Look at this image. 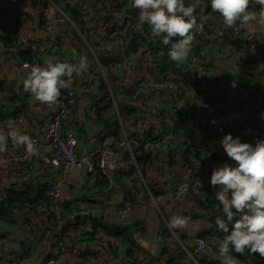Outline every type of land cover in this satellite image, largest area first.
<instances>
[{"label": "built area", "instance_id": "obj_1", "mask_svg": "<svg viewBox=\"0 0 264 264\" xmlns=\"http://www.w3.org/2000/svg\"><path fill=\"white\" fill-rule=\"evenodd\" d=\"M17 1L19 0H0L1 28L5 34L15 38L18 44L17 48H14L15 54L19 50H24L37 56L38 60L43 56L50 57L53 60L58 55L60 48L58 38L63 33L68 38L78 37L89 57L86 58V69L79 75L73 74L70 87L60 90V96L54 104L49 105L50 112L39 125L37 133L30 136L35 141L38 154H29L24 146H22L20 152L0 151V168L7 166L9 177L12 179H16L26 171L32 170L33 165H45L58 173V176L50 182L47 191L50 200L49 206H37L31 209L26 207L25 210L14 209L9 218L10 221L14 222L24 216H35L36 213H39L45 218L57 219V225L68 218L70 225L76 226L79 220H76L75 217L79 213L74 210H64L61 203V193L66 179L80 174L90 175L99 172L107 180V187L104 192L113 187V181L118 176V151L100 142L92 148H83L78 142L77 135L68 133L64 129L75 112V99L91 92L98 93L89 85L87 74L93 63L100 68V61L96 56L100 49L113 52L112 58L116 63L115 72L118 75L117 82L120 83L122 89L128 92L136 90L139 95L136 100L137 103L131 102L133 108L130 110L129 115L122 114L121 116L115 102L117 96L112 93L110 84L106 81L109 100L112 102L111 114L118 125L121 137L117 149L125 147L130 162V166L127 168V172L131 173L129 186L132 185L131 180L136 178L142 190L149 196L154 208L162 217V211L167 210L173 201L185 196L187 193H193L198 199L203 200L202 203L205 207H208L202 190L210 187L214 195L216 193V189L209 184L213 167L224 162L230 164V159L226 157L218 143V140L225 134L220 129V124L226 120V111L229 108V103L223 95L225 86L234 87L235 89H249L251 97L243 104V111L247 115H252L253 110H259L264 116V106L255 100V96L258 95L259 91L258 87L261 85L258 76L264 72V59L248 71V74L252 75L255 81L246 78L240 84L238 79L245 76L243 75L241 61L237 54L224 48L223 39L225 36H229L247 42V54L249 56L254 55L259 48L258 46L264 44V39L258 34L250 39L243 28L240 31H236L235 28H218L214 26L206 28L202 23H197V28L192 30L194 34L193 46L201 45L202 47L198 54H189L188 59L185 61L184 70H191L193 82L189 87H184L182 84L170 79H158L161 65L150 51L141 49L127 53V41L121 36L122 27L120 26L124 25L130 18L125 11L131 8L132 0H102L103 12L99 15L100 17L105 16L106 8H110L118 15L117 19L110 21L98 30L92 37V41H90L88 33L80 29L78 22L73 19L69 9L77 11L79 21L83 24L90 23L97 14L94 0H60L61 2L40 0L42 6L35 11L33 20L37 25L41 21L43 22V30L48 36L47 40H33L21 33L20 24L11 10V5ZM248 8L249 10L256 9L260 11L264 8V0H249ZM237 26L239 27V25ZM211 35L219 39L218 41L223 47L220 48L226 53L229 63V77L227 80L222 79L220 76H215L210 80L204 71L202 57L207 53ZM64 61H68V59L64 57ZM33 64L39 63L36 59L20 61V68L28 71L27 66ZM163 89L169 91L168 97L164 94ZM4 95L5 91L0 88V106L4 103ZM165 101L169 103V107H167ZM33 110L41 111V107L38 104L33 105ZM165 110H169L171 115H181L191 125L202 127L208 134V139L204 145L174 153L173 159L175 162L168 161L170 147L160 135L161 115ZM257 116L253 115L252 117ZM21 122L22 118L18 117L15 120L18 125ZM128 126L131 128L130 130ZM103 138L106 140L108 136L105 134ZM241 138L244 141L264 139V128L260 129L242 124ZM212 153L215 154V157L211 156ZM34 156L37 159L31 165L29 158ZM198 163L199 166L196 167ZM154 168L162 170L165 183L161 184L153 194L148 188V182ZM176 172L185 174V177L175 184H170V179ZM154 196L161 199L159 205L154 201ZM140 203L141 196L137 193L133 201L126 202L122 207L116 208L115 213L119 218H125L128 214L134 212L140 206ZM217 215H222L218 202L215 203V211L208 217L198 218L194 213H187L184 218L191 227L197 228L200 226L205 229L204 232L209 233L217 229L214 222ZM170 232L177 240L176 234L172 230ZM200 232L201 230L195 231L185 242H179L180 247L187 253L188 244H191L196 252L206 254L214 264H220L216 258L220 241L214 236H201ZM162 236L163 229L160 227L154 235V240L157 243L156 253L152 256L154 261H164ZM201 241H203V245H201ZM105 247L106 243L103 241L98 247L94 244L87 245L85 252L79 244L59 243L54 253L47 257L43 264H64L66 255L69 253L78 257V264H119L122 257L109 258L104 251ZM118 248L122 253V247ZM100 249L103 251L101 252ZM256 255L260 262L264 261V258L260 257L258 253ZM106 257L109 259L108 261ZM0 258L3 262L4 256L1 251ZM3 263L5 264V262ZM15 264L23 263L16 262ZM238 264L240 263L238 262Z\"/></svg>", "mask_w": 264, "mask_h": 264}, {"label": "crops", "instance_id": "obj_2", "mask_svg": "<svg viewBox=\"0 0 264 264\" xmlns=\"http://www.w3.org/2000/svg\"><path fill=\"white\" fill-rule=\"evenodd\" d=\"M186 4L194 6V11H199L198 14L202 15L201 18H207V16L203 14L204 5L202 0H186ZM41 6L42 2L40 0H19L11 5V10H13V14L20 24L21 33L33 40L48 39V36L43 30V25L39 26L33 20L35 11L38 10ZM50 12L52 13V11ZM256 14L257 16H259V12H257ZM97 32L98 29H94L91 33L88 34L90 41H92V37ZM0 33L4 34L2 29H0ZM256 34L260 35L264 39V27L258 28ZM65 40V44L63 45L64 55L67 51L73 50L72 44H74L75 46L83 49L84 60L89 57L82 44H78L68 38ZM218 40L219 39L214 35L210 36L207 53L205 54L204 64L205 62L207 64L208 62H211L213 64V68L210 72V77L212 78L207 76V78L210 80L215 76H220L224 80V77H229V63L227 60V56L225 51H223L220 46H218ZM258 47L259 48L255 51L254 54L258 58L264 59V44ZM12 48L6 49L4 44L0 43V81H3L15 92L19 93L20 97L28 105V108L23 109L21 115L19 116V118H22V122L19 125L14 122L13 125L19 126L23 132H25L29 136H32L37 133L39 125L42 123L46 115L50 112V109L48 104H42L41 102L34 100L32 98V95L23 88V79L28 71L26 69L20 68V61L16 57L14 49ZM107 53V50L100 49L96 54L97 59L100 61V58L104 54L107 55ZM71 58L72 63H76L77 57L75 55H72ZM48 60L52 59L45 56L39 58V62L41 65H44ZM95 66L97 65L93 63L91 64L90 68H101ZM116 76L118 79L117 74ZM258 77L261 81V85H259L258 87L259 91L258 95L255 96V100L256 102L260 101L262 106H264V72ZM103 78L105 80V83L106 81H108L111 85H119L121 87L120 83L117 82V79L111 81L109 79H106L105 77ZM223 95L229 103V108H227L228 110L226 111V120L222 121L220 124V129L224 133H226L229 129L236 127L237 125L240 126L241 124L249 125L251 127H258L260 129L264 128V116L261 114V111L253 110L252 115H247L243 111V104L246 103L251 97L249 89H235L234 87L232 88L230 86H225ZM19 104L20 103H16L13 105V107L15 108ZM36 104L41 107V111L33 110V105ZM75 107V112L71 120H68L64 129L68 133L76 134L78 142L83 148L86 149L96 146L98 142L101 143V140L104 144L109 143V138L106 140L105 138L102 139L103 135L106 134V130L103 129L101 125H98L94 122L95 116L93 114V111H90L89 109L88 98L77 97L75 101ZM253 115L258 116L252 117ZM8 128L9 126L7 127V129L3 126H0V131L6 132ZM128 129L130 130L131 128L128 126ZM248 141L249 143H255L256 140ZM21 149L22 146H14L9 140L4 150L12 153V151L20 152ZM36 159V156L30 157L29 163L33 165L36 162ZM232 163L233 162L230 160V164ZM129 166L130 162L124 161V159H122V156H120L117 165V177H119V180L115 184V187H113V189L106 194H103L99 189L97 183L95 182V175L80 174L66 179L61 193V203L66 207L77 206L78 208H82L83 203L85 202L89 208L81 211L80 213L97 211L96 216H93L91 220L80 219L79 224L76 227H73L70 224L61 227V223L57 225L54 230H51L49 223L46 222V220H25L23 222H20L19 224H12L1 228L0 236L2 237L1 244L3 245V252L1 251L4 256L3 262H5V264H15L16 262H22L23 264H43L45 259L54 253V250L56 248L55 245L57 244H54L57 240L56 237L52 239L50 234L61 236V239H59V243L67 245L79 244L82 247L85 246L83 248L86 249L87 245H91L92 243L80 241L84 237L83 233H85V229L90 230V228H92V221L94 219L114 224H127L134 221H139L140 223L142 222V229L138 231L134 236L135 243L144 255L154 256L157 250V243L154 240V235L157 229L162 225L159 224L158 220L155 219L152 213L153 211H149L145 203L143 202L145 192L139 185L140 183L137 184L136 192H134L132 188L129 189V187H131L128 184L129 181H124L126 187H122V173L127 171V168ZM33 168L35 169V171L31 172L32 182L30 183V187L27 188L30 194L35 193L34 191L36 189V186L40 185V183L42 184L44 183V181L48 180V183L46 184V186H48L52 179L58 176L57 172L49 169V167L45 165H33ZM179 174L182 177H185V174ZM28 178H30V175L12 179L9 177L7 166H2L0 168V190H3L4 187H9L13 183V181L22 182L23 180ZM34 178L37 179L36 183ZM164 183L165 179L162 176V170H157L154 168L152 176L148 182V188L155 189L156 192L159 186ZM137 193H139L141 196L140 206L134 212L128 214L125 218H119L115 213V209L126 202L133 201L134 196ZM202 201L203 200L198 199L193 193H187L185 196L173 201L170 204V207L165 211L169 219L174 215H180L184 217L187 213H194V215H196V217L198 218L208 217L210 214H212V212L215 211V204H208L209 206L205 207ZM163 223L165 225V227H163L164 231L166 229L172 230L176 234V236L181 237L182 242H185L188 237L193 234V232L198 230H205L200 226L197 228H193L187 223L183 228H172L169 226L167 221H163ZM97 229L98 228H96V230ZM47 230H50V232ZM170 230L168 232L170 235H172ZM98 246L99 245H97V247ZM188 247L192 248L194 253L196 254L195 259L189 256L193 264H195V262L199 264L198 261L201 258L205 259L203 257L204 254L196 252L191 244H188ZM100 251L102 252L103 250L100 249ZM123 258L124 257L122 256V259ZM106 260L108 261L109 259L106 257ZM167 260L171 261V259H167L166 257H164L163 262H166ZM206 260L210 261V258L207 256ZM260 263L264 264V261L260 262L257 258H255V263L253 264ZM64 264H78V257L72 253H69L66 255Z\"/></svg>", "mask_w": 264, "mask_h": 264}, {"label": "trees", "instance_id": "obj_3", "mask_svg": "<svg viewBox=\"0 0 264 264\" xmlns=\"http://www.w3.org/2000/svg\"><path fill=\"white\" fill-rule=\"evenodd\" d=\"M55 2H61L60 0H54ZM204 5L203 14L207 16V18H201L202 15H199V11H194L193 15L196 18V24L202 23L206 28L209 26H214L218 28H226L222 20L220 18L219 13H215L210 8L209 0H202ZM95 2V10L96 17L90 23L83 24L79 21V17L77 11L70 8L69 11L73 17V19L78 22V26L81 30L86 31L88 34L91 33L94 29H102V27L106 26L110 21L117 19V13L110 8H106V14L103 17L99 15L103 12L101 7L102 0H94ZM254 13L260 12L256 9L250 10ZM1 14V12H0ZM91 24V25H90ZM43 22L39 23V26H42ZM122 38L127 41L126 50L127 53L131 51H139L141 49H146L153 53L154 57L158 60V63L161 65V70L159 71L158 79H170L176 83L182 84L184 87H189L192 82V72L191 70L185 71L184 64H177L170 59L169 50L172 46V41L169 42L168 45H164L160 42V39L157 37H152L150 33V26L147 24L140 25L138 24V13L135 18H129L126 23L122 26ZM0 29L1 23H0ZM68 37L62 33V35L58 38V42L60 44L59 52L56 58L53 59V62L56 60L64 61V52L63 45L65 44V39ZM68 39L81 44L80 40L76 36L69 37ZM179 37H174L173 40H177ZM0 43L4 44L6 49H14L17 48L18 44L14 37H11L7 34L0 33ZM247 42H244L239 39H233L229 36H225L223 39V46L229 52L235 53L238 55L239 60L241 61V67L243 70V77L238 79V82L241 84L246 78L255 81V78L252 75L248 74V71L252 70L255 64H258L263 59H258L255 54L249 56L247 54ZM218 46L223 48L218 42ZM201 45L192 46L190 54H198ZM106 50V49H105ZM107 55L104 54L100 58V67L98 68H90V71L87 74V78L89 81V85L98 93L91 92L88 94H84L82 97H86L89 100V109L93 111L95 116V123L101 125L103 129H105L106 135L109 138V143L104 144L111 148H114L119 153V158L122 156L124 161H128V155L125 147H120L117 149L118 142L120 140V131L116 121L114 120L113 115L110 113L112 109V102L109 100V93L107 90V84L105 83L106 79L114 81L117 79L115 67V60L112 58L111 51H107ZM19 61H32L37 60L40 64L37 56L29 53L28 51L19 50L17 54H15ZM205 56L202 57L204 71L206 75L210 77L211 69L213 68V64L205 62ZM69 63V62H68ZM41 65V64H40ZM97 67V66H95ZM212 78V77H210ZM109 83V82H108ZM255 83V82H254ZM110 84V83H109ZM257 84V83H255ZM0 88L5 91V95L3 97V105L0 106V126H3L7 129L8 126L13 125L15 120L21 115L23 109H27L28 105L23 101L20 97V94L15 92L11 87L6 85L3 81H0ZM110 89L114 95L116 106L120 112V114L128 116L130 110L133 108L131 106V102L137 103L138 94L136 90L128 92L122 89V86L119 85H111ZM77 99V98H76ZM75 99V101H76ZM260 103V101H258ZM262 102V101H261ZM20 103L15 108L14 104ZM167 107H169V103L165 101ZM242 121V120H239ZM242 125V124H241ZM241 125H237L234 128L229 129L226 133H231L233 137H240L241 141L244 140L241 138ZM225 133V134H226ZM160 135L161 138L168 144L170 147V153L168 154V161L175 162L173 159V154L178 151H183L184 149H191L195 146H202L206 143L208 139V134L204 131V129L200 126H193L188 121L184 120L181 115H171L169 110L163 111L161 115L160 122ZM111 140V142H110ZM103 143V141H101ZM154 162V161H152ZM154 165V163H153ZM50 169V168H49ZM32 171H35L33 168L30 171H26L22 176L30 175V178L23 180L22 182L13 181V183L3 190H0V229L12 224H19L20 222L31 220V221H41L46 220L49 223L51 230H54L58 224L57 219H50L41 216L39 213H36L35 216H24L17 221H10V216L12 210H25L26 207L33 208L37 206H49L50 200L47 196V191L49 189L50 183L48 186V180L44 181V183H40V185L36 186L35 193L30 194L28 191V187H30V183L32 182ZM90 175H95V182L97 183L99 189L103 194L108 193L115 187V184L119 180V177L115 178L113 181V187L104 192V189L107 187V180L102 177L99 172H95ZM35 179V183L37 179ZM122 187H126L124 181H129L131 179V173L125 171L122 173ZM132 185L130 188L136 192L138 180L133 178L131 180ZM19 183V184H18ZM18 184V185H17ZM151 190V188H150ZM129 191V190H128ZM127 192V189H126ZM202 193L205 197L206 204H215L217 201L215 199V195L210 187H207L202 190ZM64 210H74L75 212L80 213L83 210L88 209L89 207L86 203H83L82 208L69 207L64 206ZM123 205V204H122ZM122 205L118 207H122ZM92 228L90 230L85 229V233H83V239L80 242L92 243L94 245H100L103 241L106 243V247L104 248L105 253L108 257H124L121 261L123 264H166L165 262L154 261L152 256L144 255L143 252L136 245L134 236L140 231L142 228V222L134 221L127 224H114L108 223L105 221H98L94 219L92 221ZM79 224V222H78ZM77 224V225H78ZM76 225V226H77ZM73 226V227H76ZM96 228H98L96 230ZM50 232V230H47ZM201 236H214L220 242L223 240L225 233L215 229L213 232L206 233L204 231L200 232ZM53 238L56 237V244H59V239L61 236L50 234ZM163 255L167 259H171L168 264H193L190 257H196L192 248L187 247V253L180 247L179 242H182L181 237L177 236V240L173 238L172 235L169 234L167 230L163 232ZM2 237L0 236V251L3 252V245L1 244ZM79 242V243H80ZM74 245V244H71ZM85 247V246H83ZM118 247H122V253H120V249ZM86 252V249L82 248ZM240 264H253L255 263V258H257L256 253L249 254L247 251L244 255L239 253H232ZM190 256V257H189ZM199 259V264H214L211 260ZM120 263V264H121ZM0 264H3L0 258ZM261 264V263H260Z\"/></svg>", "mask_w": 264, "mask_h": 264}, {"label": "clouds", "instance_id": "obj_4", "mask_svg": "<svg viewBox=\"0 0 264 264\" xmlns=\"http://www.w3.org/2000/svg\"><path fill=\"white\" fill-rule=\"evenodd\" d=\"M209 3L226 28L236 31L243 28L250 39L258 28L264 27V8L257 16L249 10V0H209ZM131 7L138 9V24L150 26L152 37L159 38L164 45L172 41L169 56L173 62L181 64L188 59L194 39L192 30L197 28L194 6L186 4V0H132ZM174 37L179 39L173 40ZM27 67L23 88L34 100L52 105L60 90L70 87L73 74L79 75L86 69L87 62L48 60L44 65ZM9 140L14 146H24L31 155L38 154L35 141L19 126L10 125L6 132L0 131V151ZM218 143L233 163L213 167L209 177L222 212L215 217V226L226 234L218 245L216 258L220 264H238L232 253L244 255L246 251L264 258V139L242 142L240 137L226 133ZM186 223L180 215L169 220L172 228H183ZM200 243L203 245V241Z\"/></svg>", "mask_w": 264, "mask_h": 264}, {"label": "water", "instance_id": "obj_5", "mask_svg": "<svg viewBox=\"0 0 264 264\" xmlns=\"http://www.w3.org/2000/svg\"><path fill=\"white\" fill-rule=\"evenodd\" d=\"M138 9H135V8H129L125 11V13L130 17V18H135L136 17V13H137ZM72 47H73V50L72 51H67L64 55V57L66 59L69 60V62H72V55H75L77 57L76 59V63L81 60V59H84V51L82 48L80 47H77L75 46L74 44H72ZM225 80L228 79V77H224ZM163 92L164 94L166 95V97L169 96V91L167 89H163ZM212 157H215V154L212 153L211 154ZM183 177L179 174V172H176L170 179V184H175L177 181L179 180H182ZM97 214V211H90V212H84V213H79L76 215L75 219L76 220H91L93 216H96ZM70 224V220L68 218H66L62 224H61V227H64L66 225H69ZM203 257L206 259L207 258V255H203ZM166 264L170 263V260H167L165 262Z\"/></svg>", "mask_w": 264, "mask_h": 264}, {"label": "rangeland", "instance_id": "obj_6", "mask_svg": "<svg viewBox=\"0 0 264 264\" xmlns=\"http://www.w3.org/2000/svg\"><path fill=\"white\" fill-rule=\"evenodd\" d=\"M12 12H13V10H12ZM110 111H111L110 113H112V109ZM151 192L154 194L155 193V189L151 188ZM153 198H154V201L157 203V205H159L161 203V199L158 196H154ZM143 202L145 203V205H146V207L148 208L149 211H153L152 213H153L155 219L158 220L159 224L162 225L161 228L164 231L163 227H165V225H164L163 221H165V222L167 221L168 224H169V220H170L168 218V215H167L166 211H162L163 217L160 214H159L160 215L159 216L158 213L156 212L157 210L154 209V205H153L151 199L149 198V196L147 194H145V196L143 198ZM166 230L169 231L168 229H166Z\"/></svg>", "mask_w": 264, "mask_h": 264}]
</instances>
